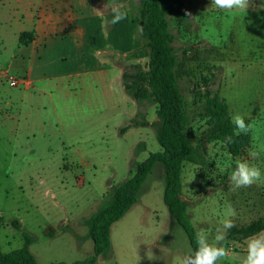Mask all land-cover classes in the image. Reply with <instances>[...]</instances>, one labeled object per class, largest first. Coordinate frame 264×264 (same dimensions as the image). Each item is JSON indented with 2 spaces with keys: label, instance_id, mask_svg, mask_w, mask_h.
I'll return each instance as SVG.
<instances>
[{
  "label": "rangeland",
  "instance_id": "rangeland-1",
  "mask_svg": "<svg viewBox=\"0 0 264 264\" xmlns=\"http://www.w3.org/2000/svg\"><path fill=\"white\" fill-rule=\"evenodd\" d=\"M256 2L264 5V0H249V6ZM185 5L183 24L168 19L178 85L189 118L187 133L203 161L184 165L181 197L195 234L204 230L212 242L228 204L236 212L235 226L264 217V175L251 187L235 191L229 180L240 161L259 167L264 174V99L259 103L264 98V14L258 16L249 7L221 10L211 0H186ZM140 50L139 61L124 70L134 65L148 69L146 41H140ZM245 53L249 56L244 58ZM4 62L0 65L9 76L24 69L15 66L10 71ZM213 92H219L231 116L239 114L252 125L249 133L239 135L250 141L238 157L231 156L223 143L206 140L205 100ZM28 96L18 126L13 122L0 126V246L3 253L20 249L25 233L33 239L29 251L38 264L82 262L93 254L84 220L98 210L109 184L116 185L124 175L128 178L124 154L132 141H122L111 124L96 126L93 144L78 147L81 155L77 149L58 148L56 142L49 145L41 133L26 130L27 115L35 117ZM38 98L44 105V97ZM141 111L150 122L158 121L154 104L143 105ZM155 132V126L144 128L146 151L138 154L137 161L161 151ZM253 151L259 153L258 158L250 156ZM164 186L162 165L156 164L136 204L112 225L110 255L96 264H180L192 251L163 202ZM12 221L21 222V230L12 227ZM245 241L226 239L229 254L218 264H242Z\"/></svg>",
  "mask_w": 264,
  "mask_h": 264
},
{
  "label": "crops",
  "instance_id": "crops-1",
  "mask_svg": "<svg viewBox=\"0 0 264 264\" xmlns=\"http://www.w3.org/2000/svg\"><path fill=\"white\" fill-rule=\"evenodd\" d=\"M135 3L0 0V63L5 61L10 71L15 66L24 68L13 76L26 82L11 88L9 75L0 65V126L5 128L11 122L18 126L28 95L35 117L27 115L26 130L41 133L49 145L56 142L58 148L77 149L81 155L78 147L85 142L93 144L96 126L112 124L122 141H132L124 154V174L128 176L134 149L143 142L146 128L120 133L137 112V104L126 94L122 79L124 69L137 63L141 55ZM112 5L127 10V19L112 25ZM249 8L258 16L264 14V5L258 2L250 3ZM23 34L24 42H20ZM33 97L37 98L35 102ZM125 176L117 183L126 180ZM0 250L3 253L1 246Z\"/></svg>",
  "mask_w": 264,
  "mask_h": 264
},
{
  "label": "trees",
  "instance_id": "trees-1",
  "mask_svg": "<svg viewBox=\"0 0 264 264\" xmlns=\"http://www.w3.org/2000/svg\"><path fill=\"white\" fill-rule=\"evenodd\" d=\"M186 0H136L134 10L139 17L138 32L140 41H146L149 48V66L145 70L134 65L124 70L122 79L126 94L135 100V116L120 129L123 134L130 128L154 127L160 152L149 153L143 161L135 158L146 151V145H136L130 161L129 175L126 180L109 187L103 194L102 202L96 212L84 220L87 238L93 243V254L82 262L73 264H96L99 258H107L111 251L110 230L114 223L121 220L136 204L140 189L156 164H161L165 186L163 202L170 217L183 229L192 251L196 248V234L189 222L187 204L181 197V174L186 163L199 164L203 161L187 133L189 118L185 110L184 96L179 88L174 55V35L170 30L168 18L179 25L187 18ZM22 35L20 42H24ZM146 104L156 106L158 121L150 123L141 107ZM205 115L208 129L205 134L208 142H221L233 157L240 156L249 137L235 135V126L230 121L228 104L221 99L219 92L206 97ZM228 138L231 142H228ZM11 225L21 230L18 221ZM3 221L0 217V231ZM264 231V217L257 218L243 226L233 227L227 235L231 241H244L249 236ZM25 245L7 254L1 253L0 264H38L29 251L33 239L23 233ZM65 264V263H50Z\"/></svg>",
  "mask_w": 264,
  "mask_h": 264
},
{
  "label": "clouds",
  "instance_id": "clouds-1",
  "mask_svg": "<svg viewBox=\"0 0 264 264\" xmlns=\"http://www.w3.org/2000/svg\"><path fill=\"white\" fill-rule=\"evenodd\" d=\"M211 4L226 11L246 10L249 7V0H211ZM111 14L110 23L112 25L119 24L128 16L127 10L117 5L111 6ZM137 31L142 32V26L138 25ZM230 121L235 126L234 134L237 136L251 131L252 125L246 124L244 118L239 114L232 115ZM228 142H231L230 138H228ZM250 156L255 159L258 158L259 153L253 151ZM220 171L223 172L224 169L221 168ZM262 175L264 174H262L259 167L250 165L246 161H240L229 176L232 190L251 187L262 179ZM235 215V209L231 204H228L226 217L220 221L221 227L216 228L213 241L209 242L208 234L204 230L197 232L195 250L185 255L180 260V264H218L222 258L226 257L229 253L224 246V242L227 239L228 232L235 227L232 220ZM245 243L247 254L242 260V264H264V231L249 236Z\"/></svg>",
  "mask_w": 264,
  "mask_h": 264
},
{
  "label": "built area",
  "instance_id": "built-area-1",
  "mask_svg": "<svg viewBox=\"0 0 264 264\" xmlns=\"http://www.w3.org/2000/svg\"><path fill=\"white\" fill-rule=\"evenodd\" d=\"M7 79H8V84L11 88H18V87L26 85V82H24L20 78L9 76V78Z\"/></svg>",
  "mask_w": 264,
  "mask_h": 264
}]
</instances>
